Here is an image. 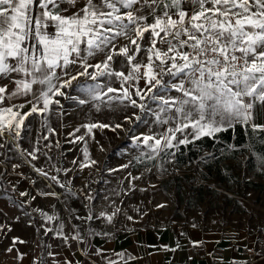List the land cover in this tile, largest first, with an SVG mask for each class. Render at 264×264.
<instances>
[{"label":"snow or ice","instance_id":"6c2138e0","mask_svg":"<svg viewBox=\"0 0 264 264\" xmlns=\"http://www.w3.org/2000/svg\"><path fill=\"white\" fill-rule=\"evenodd\" d=\"M116 82L119 87H112ZM63 89L83 92L92 100L119 93L109 100L127 101L141 113L151 112L150 105L156 103V120L176 126L159 139L142 137L152 153L172 148L175 134L186 129L194 139L237 126L252 134L264 132V123L255 122L264 115V0H0V149L6 159L14 151L38 159L40 138L31 150L20 144L22 133L31 131V122L25 121L33 114L50 113L53 104H60L55 97L87 102ZM29 96L25 103H12ZM26 104L31 106L23 111ZM163 113L169 115L161 120ZM141 119L135 113L125 116L130 124ZM42 127L55 132L46 117ZM82 127L91 133L110 125ZM121 127L117 124L112 130ZM84 155L89 159L86 149ZM260 157L264 165V153ZM35 171L48 176L40 168ZM50 179L57 181L55 176ZM41 214L47 221L55 219ZM113 215L101 212L84 219L105 218L111 223ZM63 227L55 231L67 241ZM101 234L107 235L92 233ZM71 238L84 242L79 231Z\"/></svg>","mask_w":264,"mask_h":264},{"label":"rangeland","instance_id":"374dc122","mask_svg":"<svg viewBox=\"0 0 264 264\" xmlns=\"http://www.w3.org/2000/svg\"><path fill=\"white\" fill-rule=\"evenodd\" d=\"M84 79L81 77L80 82L83 83ZM76 83L73 81L74 85ZM112 87L118 88L119 82ZM67 94L87 102L80 104L78 100L57 98L62 110L55 114V118L56 122H62L63 129L61 136H57L59 145L56 148L60 146L61 152L56 150L54 156H40V160L45 157V169L49 170L50 177H57L59 182L51 179L59 190L55 192L69 207L70 215L78 224L91 232H117L155 224L167 218H181L193 208L219 211L232 221L241 219L249 225L258 224V231L264 227V165L260 157L264 153V135L258 132L249 135L241 145L234 141L220 143L214 148L194 145L182 149V144L178 143L180 140H194L191 129H186L175 134L172 148L152 153L143 144L142 137L148 135L159 139L168 134V128L176 126L172 121L164 124L156 120L153 114L158 111L156 103L150 105L151 112L141 113L139 108H131L127 101L109 100V96L119 93H109L102 100H92L85 93L72 89ZM133 98L140 102L138 97ZM133 113L141 115L142 119L130 124L125 116H132ZM168 115L161 114V120ZM255 122L264 123V115ZM93 123L108 124L110 127L94 128L91 133L82 127ZM117 124L122 127L113 131ZM77 128L79 132L75 131ZM130 128L134 129L131 133L128 132ZM79 136H84V139H76ZM135 136H140L141 140L136 141ZM85 149L89 159L85 158ZM149 156L152 158L149 159ZM11 157L8 160L0 156V173H3L0 179L7 187L10 186L8 182H17L19 185L11 187L14 196L29 201L37 194L36 186L40 184L35 176L10 173L22 170L21 167L13 168L16 156ZM93 160L95 164H91ZM36 161H39V156ZM28 164L33 167V164ZM82 164L89 166L81 167ZM21 192L28 195L21 196ZM0 203L6 208L7 217L15 212L11 207L18 206L8 193L1 191ZM101 212L108 215L115 213L111 223L105 218L84 219L89 215L99 217ZM27 217L32 218L30 215ZM5 221L0 219L1 239L10 227Z\"/></svg>","mask_w":264,"mask_h":264},{"label":"crops","instance_id":"0c3cea01","mask_svg":"<svg viewBox=\"0 0 264 264\" xmlns=\"http://www.w3.org/2000/svg\"><path fill=\"white\" fill-rule=\"evenodd\" d=\"M63 91L69 93L70 89ZM26 99L31 96L20 97L12 103L19 105ZM30 106L26 104L23 111ZM51 107L50 113L33 114L25 121L26 124L31 122V131L27 135L22 133L24 139L20 141L23 148L31 150L40 138L39 161L22 157L15 151L8 154L16 156L14 164H20L22 168L10 173L35 176L40 185L36 186L35 199L25 201L14 196L11 187L19 185L17 182H8L10 186L7 187L0 179V191L8 193L19 206H10L15 212L7 217L6 208L0 203V219L4 218L10 226L4 238H0V264H66V261L72 264H264V254L258 243L259 225H249L241 219L232 221L219 211L190 208L181 218H167L117 232L96 231L107 235H92L93 232L70 215L69 207L55 192L59 190L52 184L49 170L45 169V157L40 160V156H54L56 150L61 152L60 146L56 148V139L61 136L63 126L62 122H56L55 114L61 112L62 106L53 104ZM45 117L48 126L55 129L54 133H48L42 127ZM45 135L47 140L42 139ZM0 156H5L3 149H0ZM27 160L35 167L29 166ZM35 168L42 169L48 176L42 177ZM20 184L27 187L25 183ZM42 212L55 219L47 221ZM61 224L67 241L56 234L55 230ZM2 228L4 230V226ZM49 228L53 231L46 233ZM77 231L81 233L83 243L71 238ZM49 252L53 255H48Z\"/></svg>","mask_w":264,"mask_h":264},{"label":"trees","instance_id":"16d2710c","mask_svg":"<svg viewBox=\"0 0 264 264\" xmlns=\"http://www.w3.org/2000/svg\"><path fill=\"white\" fill-rule=\"evenodd\" d=\"M167 79V77H165ZM258 133L264 135V132L257 131ZM249 135H253L250 129H245L244 127L237 126L235 129H229L225 132L216 133L214 136H202L199 139H194L187 146L182 144V149L187 147L192 148L194 145L206 146L214 148L223 142H236L237 144H243Z\"/></svg>","mask_w":264,"mask_h":264},{"label":"built area","instance_id":"2783aa9c","mask_svg":"<svg viewBox=\"0 0 264 264\" xmlns=\"http://www.w3.org/2000/svg\"><path fill=\"white\" fill-rule=\"evenodd\" d=\"M67 150L68 148H65V152H68ZM258 243L260 245L262 253L264 254V227L258 231ZM193 264H198V263H193Z\"/></svg>","mask_w":264,"mask_h":264}]
</instances>
